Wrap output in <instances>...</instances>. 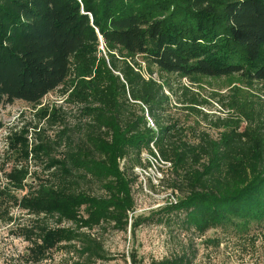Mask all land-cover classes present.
<instances>
[{"label":"trees","instance_id":"16d2710c","mask_svg":"<svg viewBox=\"0 0 264 264\" xmlns=\"http://www.w3.org/2000/svg\"><path fill=\"white\" fill-rule=\"evenodd\" d=\"M155 70L195 83L238 76L249 88L263 85L264 0H0V128L2 107L20 100L37 108L60 88L86 120L65 126L53 144L41 130L32 142L26 135L12 140L20 164L5 174L0 207L7 215L13 202L35 217L23 228L34 264L59 247L74 264L112 261L94 231L130 227L135 235L155 217L165 224L174 217L198 238L216 229L264 228V104L237 103L236 118L211 116L201 109L208 102L184 87L178 103L221 130L219 139L202 132L191 144L165 119L166 90L175 93L153 78ZM42 109L48 123L62 119L60 111ZM144 152L170 164L172 189L181 196L135 218L134 170L148 168ZM33 157L44 158L46 176L30 171ZM88 183L103 194L84 190ZM25 190L21 198L13 192ZM195 261V253H183L149 264ZM131 263L144 264L136 251Z\"/></svg>","mask_w":264,"mask_h":264},{"label":"rangeland","instance_id":"374dc122","mask_svg":"<svg viewBox=\"0 0 264 264\" xmlns=\"http://www.w3.org/2000/svg\"><path fill=\"white\" fill-rule=\"evenodd\" d=\"M138 61L142 63V58H138ZM155 72L153 78L160 83L169 84L175 93L174 95L166 90L170 95L171 105L165 119L168 124L176 126L175 130L183 129V140L191 144L198 142L202 132L219 139L221 130L207 126L200 117L191 114L184 105L178 103L177 98L181 96L184 87L189 90V96L195 93L208 102L201 109L211 116L236 118L242 114L237 103L241 105L248 101L251 106L264 104V84H255L249 88L238 76L201 78L200 83H195L175 75H160L157 70ZM61 92V88L51 92L37 108L20 100L1 108L3 127L0 128V185L6 184L5 174L16 164H20L19 154L12 149L14 138L26 135L32 142L41 130V139L53 144L65 126L73 128L81 120L86 121L80 116V107L67 103ZM42 108L49 109L50 113L60 111L62 119L57 124L48 123L47 119L42 118L44 112L39 111ZM149 122L154 127L150 118ZM241 127L244 129L245 123ZM64 150V146L58 147L53 155L61 158ZM143 158L148 168L134 170L137 178V183L133 186L136 210L132 215L135 218H149L153 212L178 201L181 196L172 189L176 176L170 169V164L147 152H144ZM43 160L44 158L33 157L27 163L30 171L40 177L46 176ZM83 189L93 195L103 194L99 184H84ZM13 192L21 198L27 190ZM7 205V215V212L4 213L6 205L0 207V264H34L29 255L31 244L24 239L23 228L31 227L35 217L18 208L13 202ZM8 217L13 220L8 221ZM158 220L155 217L144 223L136 230L135 235L130 227L128 232L112 228L95 230L94 233L102 238L106 250L113 256L112 261L96 264H132L131 255L134 251L144 264L183 253H195L194 264H264V228L259 225H252L246 232H235L232 229L211 230L204 237L198 238L193 232L181 227L178 224L180 221L174 217L169 224L159 223ZM48 223L51 227L56 226L54 219L49 218ZM62 226L72 227V224L65 222ZM46 258L41 264H74L77 260L72 254L68 255L63 247L53 249Z\"/></svg>","mask_w":264,"mask_h":264}]
</instances>
